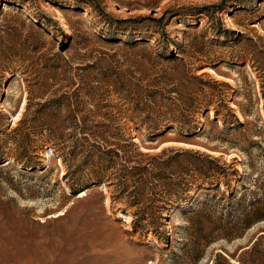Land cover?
Returning <instances> with one entry per match:
<instances>
[{"label": "trees", "instance_id": "16d2710c", "mask_svg": "<svg viewBox=\"0 0 264 264\" xmlns=\"http://www.w3.org/2000/svg\"><path fill=\"white\" fill-rule=\"evenodd\" d=\"M163 15L118 19L116 23L160 22ZM241 37L236 33L232 42ZM253 38L245 37L248 61L256 72L257 98L264 112V50L260 57L255 56ZM255 38L262 40L264 47L263 37ZM20 39L16 24L6 23L0 30V163L6 160L25 171L43 169L37 151L47 147L64 166L62 178L68 180L69 196L94 186L111 187L110 201L120 203L121 211L130 216L131 231L139 229L143 235L149 231L159 240H167L171 234L162 229V220L174 199L183 222L181 258L188 263L198 262L216 240L240 237L264 220V166L262 179L250 187L246 184L253 170L250 147L259 148L263 154L264 149L247 138L253 130L247 131L246 124L227 105L225 92L218 89L228 88L226 82L206 72L189 74L184 63L181 72L183 57L171 48L167 54L151 51L142 37L123 43L121 62L129 65L124 69L117 62L110 64L105 53L87 54L92 58L75 66L59 56L55 61L45 59L34 82L24 87L25 94L20 92L11 111L1 102L4 84L18 74L19 65L26 59ZM32 39L38 36L33 34ZM166 39L159 33L158 48L168 47ZM192 46L194 53L201 54L199 46ZM189 57L200 59L194 54ZM154 63L161 67L151 77ZM201 67L198 64L196 69ZM78 69L84 71L82 76L76 73ZM109 91L118 95L119 103L107 99ZM244 100L248 106V96ZM238 111L242 116L246 113L240 106ZM209 112L211 127L205 129L195 115L204 117ZM14 113L18 117L12 125L10 115ZM127 122L132 125L127 126ZM130 128L140 130L146 143L135 142ZM167 131L175 135L165 136ZM192 135L203 136L205 142L193 141ZM170 141L187 146L165 145ZM211 141L216 144L209 145ZM194 144L203 149L192 147ZM221 144L225 145L222 151L231 147L245 156V170L235 168V157L226 161L222 151L214 154ZM193 184L196 187L187 196ZM211 255L209 264H216L217 258L228 264L220 254Z\"/></svg>", "mask_w": 264, "mask_h": 264}, {"label": "rangeland", "instance_id": "374dc122", "mask_svg": "<svg viewBox=\"0 0 264 264\" xmlns=\"http://www.w3.org/2000/svg\"><path fill=\"white\" fill-rule=\"evenodd\" d=\"M0 10L7 13L0 15V30L6 23L16 24L26 55L18 74L3 86L5 96L1 103L7 109L14 110L15 100L21 91L25 94L27 84L34 82L40 62L45 59L55 61L63 57L75 66L92 58L87 54L105 53L110 64L117 62L124 69L129 65L121 62L125 56L121 49L123 43L144 37L151 51L167 54L171 48L175 55L183 57L181 72L184 63L189 74L206 72L209 77L226 82L228 88L218 89L225 92L227 105L246 124L247 131L253 130L247 138L264 149V112L257 98L258 80L256 72L249 67L245 40L247 36L254 37L253 52L260 57L264 47L262 40H255V36L264 39V0H0ZM162 14L160 22L116 23L118 19L157 18ZM159 33L166 36L168 47L158 48ZM236 33L242 37L234 43ZM33 34L38 36L37 40L33 41ZM192 44L200 47L201 54L193 52ZM193 54L200 59L189 57ZM198 64L202 67L196 69ZM151 66V77H154L161 64ZM76 73L82 76L84 71L78 69ZM245 95L249 98L248 106ZM107 99L119 103L118 95L111 91ZM213 100L216 106L217 97ZM238 106L246 109L243 116ZM211 113L204 117L197 114L195 119L202 121L206 129L211 127L208 122ZM17 115H10L12 125ZM215 123L220 125L218 120ZM131 125L127 122V126ZM129 131L135 142L146 143L140 130L130 128ZM214 131L217 133L218 129ZM173 135V131L165 133V136ZM191 138L197 143L205 142L203 136ZM165 145L187 146L171 141ZM192 147L203 149L195 144ZM224 148V144L219 145L214 154H220ZM250 148L253 170L246 180L249 187L262 179L264 166V154L257 147ZM221 153L226 161L236 158L238 171L246 169L245 156L236 149L229 147ZM37 154L44 168L36 171L22 170L7 161L0 163V264H209L211 254L215 253L228 264H264V220L240 237L216 240L206 247L198 262L188 263L181 258L183 222L174 199L162 220V229L168 234L171 231L167 240L156 239L149 231L145 235L139 229L132 232L130 216L121 211L120 203L110 201L111 187L94 186L71 197L68 180L62 178L61 160L47 147L39 149ZM195 187V184L191 186L187 196ZM215 263L224 264L218 258Z\"/></svg>", "mask_w": 264, "mask_h": 264}, {"label": "water", "instance_id": "95a60500", "mask_svg": "<svg viewBox=\"0 0 264 264\" xmlns=\"http://www.w3.org/2000/svg\"><path fill=\"white\" fill-rule=\"evenodd\" d=\"M8 82L5 83V87L7 86ZM6 161V160H5Z\"/></svg>", "mask_w": 264, "mask_h": 264}]
</instances>
